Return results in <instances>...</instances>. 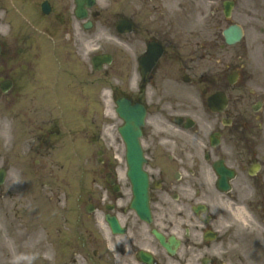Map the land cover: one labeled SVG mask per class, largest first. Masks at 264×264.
<instances>
[{"label":"flooded vegetation","instance_id":"1","mask_svg":"<svg viewBox=\"0 0 264 264\" xmlns=\"http://www.w3.org/2000/svg\"><path fill=\"white\" fill-rule=\"evenodd\" d=\"M147 1L138 10L144 31L118 34L111 83L109 70L88 69V30L58 24L29 34L21 17L7 16L0 37L7 116L38 136L34 143L27 137L31 148L88 147V228L63 237L57 264H82L77 252L88 264H264V0H231L226 26L244 32L234 44L222 31L224 0ZM149 41L160 52L144 81ZM54 103L62 105L59 132L51 129L56 122L42 124ZM118 106L145 112L138 138L148 175L145 215L133 206ZM0 264H19L2 239Z\"/></svg>","mask_w":264,"mask_h":264},{"label":"rangeland","instance_id":"2","mask_svg":"<svg viewBox=\"0 0 264 264\" xmlns=\"http://www.w3.org/2000/svg\"><path fill=\"white\" fill-rule=\"evenodd\" d=\"M36 1L38 0H29L31 3ZM97 1V9L103 11V16L95 21V28L90 30L92 33L100 35L109 30L115 31L114 21L121 14L129 15L137 21L136 31H144L145 25L139 22L145 14L141 16L137 8L139 3H149L147 0ZM50 2L55 3L59 9L67 10L70 4L73 8L74 0H50ZM0 3H4V1H0ZM5 3H10V0H5ZM110 69L115 72L116 67ZM3 108V102L0 101V116L2 117H0V166L9 167L6 182L0 186V229L18 230L23 236L20 238L18 234L22 241L21 246L25 251L26 264H54L55 250L52 247L53 235L51 237L50 232L53 218L56 216L61 223H65L64 218L69 215V211L60 210L58 204L62 208L64 207L67 197L66 190L69 183L76 181L74 177L78 178L82 175L88 177V147L85 151H72L71 154L62 148L59 151L60 148H53L50 150L51 152H48L49 156L46 155L47 159L42 161L45 163L43 167V164L37 166L34 163L38 155L32 152L30 155L33 167L29 169L19 167L22 164L19 162L24 159L26 153L20 148L22 146L15 145L13 136L15 131L12 132L10 129L12 125L8 124L5 127ZM24 150L29 151L26 147ZM39 170H42L41 174L44 176V180L51 181L49 185L30 182L29 176L38 175ZM67 191L69 192V190ZM72 211H74L72 220H75V215L79 214L78 218L80 216L82 221L81 211L78 209ZM43 225H48V227Z\"/></svg>","mask_w":264,"mask_h":264},{"label":"water","instance_id":"3","mask_svg":"<svg viewBox=\"0 0 264 264\" xmlns=\"http://www.w3.org/2000/svg\"><path fill=\"white\" fill-rule=\"evenodd\" d=\"M76 1L78 3L77 14L80 17H82V16L85 15L84 3H88V5H92L94 3V0H76ZM44 6H45V8H47L48 7V2H45L44 3ZM124 25L128 26V29L127 30H130V28H131L130 27L131 26V22L130 21H128V20H121L119 22V24H118L119 29L122 30L124 28L123 27ZM123 30H125V29H123ZM226 32H228V30ZM135 169L140 170L139 167L138 168H135ZM4 176H5L4 171L0 170V183L4 180ZM146 179H147L146 174L141 170L140 171V174H139V178L136 180V184L140 188V190H141L142 193H145L146 192V190H145V188H146Z\"/></svg>","mask_w":264,"mask_h":264}]
</instances>
